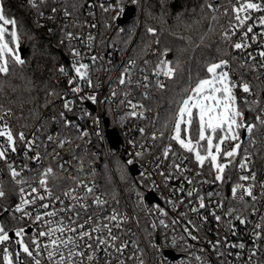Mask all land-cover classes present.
<instances>
[{"label":"built area","instance_id":"built-area-1","mask_svg":"<svg viewBox=\"0 0 264 264\" xmlns=\"http://www.w3.org/2000/svg\"><path fill=\"white\" fill-rule=\"evenodd\" d=\"M38 3L39 1L36 0V5ZM115 3L113 0H91L86 10L87 20L85 25L88 26V30L71 33L74 49L79 51L81 56L73 57L71 60L68 59L61 67H64L68 73L67 75L62 73L63 82L67 86L62 96L63 103L65 98L74 101L72 112H68L66 109H63L62 112H64L67 119L71 120L72 126L65 125L64 120L60 118L53 131L37 129L26 132L16 130L12 120V113L5 115L8 111L0 112V116H4V120L0 121V125L7 123L14 135L23 132L28 140H32L35 137L33 147L41 155L39 162L29 159L28 157H32L34 152L27 151L24 144L17 139V152L11 153L9 151V160L14 163L17 170H20L21 166L27 165L22 174L29 180H35L37 170H43L49 166L55 169L59 179L54 182L50 180L49 186L53 187L55 195L61 196V199L64 200V205H61L58 201H52L51 203L56 208L64 207L69 203H75L62 195L64 189L74 186L75 180L92 186L94 188V195L107 201L103 206V215H110L115 210L122 217H127L126 222L120 228H113V234L118 235L120 238L116 243H127V248L122 253H116L113 249H109L112 255H105L101 251L99 253L100 259L98 264H104L106 260L111 261V264H119L121 260L124 261V264H140L141 260H143V264H158L159 261L165 258L167 264H246L250 254L249 250L253 247L252 225L261 223L262 229H257L256 231L264 230V221L261 220V217L264 216V196L261 195L264 192V188L261 187V185H264V125L259 124L255 120L256 115L260 114L261 109H264V67L260 66L264 61H261V58L256 55L260 50H264V47L249 40L251 47L247 50H240L244 61L256 69L253 81L247 80L229 63L230 67L228 70L232 79L239 81L243 77L250 84L255 94L248 96L237 89L236 94L238 99L240 100L242 97L247 96L249 101L258 99L260 103L259 105L250 104L246 106L244 111L245 116L248 115L251 118L250 124L255 123L256 127L253 129L251 137L243 129L240 131L241 140L243 141L240 156L236 157L234 165L226 169L224 173L225 183H213L215 173L214 171L209 172L208 164L206 163L203 169H199L192 155L183 150H178L175 156L170 154L168 159H164L162 157L164 148L161 149L158 144L151 140L147 127L140 122L148 118L149 112L137 92L147 87L151 78L157 80V77L153 73L158 61L152 64L149 61L138 63L136 59L130 57V47L124 49L120 43L111 42L108 38L103 37L104 31H101V24L96 13L99 10L105 13L104 8ZM232 3H235V0H213V8L217 10L225 4L228 9L231 8ZM102 5L103 7H101ZM56 10L60 12V18L65 24H80L79 20L69 19L68 15H65V10L62 11L59 7ZM107 12L110 14L113 27L118 30L113 32L124 34L126 32L123 27L124 24H121L124 14L120 19H113L116 16V12L111 10ZM259 15H264V13H252L253 19ZM44 17L48 20V16L45 15ZM252 22V20H249L247 23L251 24ZM45 25H48V22H45ZM246 27L247 24L238 29L236 34L232 36L235 42H239L241 33L245 31ZM49 29L53 31L54 27L50 26ZM254 31L261 32L264 29L257 26ZM90 36L92 37L91 41H89ZM249 52L256 55L255 61L246 60ZM93 56L96 57L95 63L91 59ZM164 58L172 61V52L168 51L167 56ZM75 60L90 65L89 72L92 79V87H88L86 82H79V86L82 88L79 94L72 93L71 91V88L76 87L77 84H69V79L74 76L71 64ZM132 61L135 62V66L130 68L133 82L131 84L127 82L124 85L119 84V78L123 70L129 67ZM145 76L148 77L147 80L144 79ZM159 79L164 80L167 78L161 76ZM113 91L116 93L114 96L112 95ZM125 93H128L127 97ZM92 94L96 96L95 104L88 99H80L81 96L86 97ZM128 100L145 106L144 109L137 108L135 110L137 113L143 111V117L129 115L133 109L128 105ZM86 113H90L91 115H87ZM109 117H112V120ZM94 118H99V125L95 123ZM262 119H264V116H262ZM73 120L76 121V124H73ZM140 129H144V131L141 132ZM109 130H115L120 139L115 153L112 151L108 136ZM85 131L89 133L88 136L81 135ZM50 135L53 137L51 141L47 139ZM155 135L157 137L160 136L159 132H156ZM65 140H70L71 144L65 143L63 148L59 147V143ZM129 141H132L135 147ZM3 142L4 138L0 137V143ZM173 148L176 150L178 146L173 145ZM99 150L107 162H111L112 156L118 153L123 155L126 160L131 158L135 152L143 153L142 157H136L138 162L134 165H136L138 173L136 175L132 174L136 181L132 183L129 190L122 188L120 184L117 192H113L109 188L102 186L99 181L101 165L97 158L99 157L97 156ZM25 152H27V156H25ZM245 152L251 157L249 168L251 172L256 174L254 195L257 196V200L254 206L257 211L254 215L252 214V201L250 198H248L247 205L228 199L231 195L230 189L237 182L238 175H251V172L248 171L240 173L236 167L241 162V158ZM183 157L188 158L184 159L183 163H181V158ZM173 160H175V163L181 164V168L189 169V171L184 173V176L192 178L193 184L189 185L183 177L175 178V169L172 168ZM61 164L64 165L63 170L59 168ZM28 169H31V171ZM197 171L201 173L199 176L196 175ZM161 172L165 175H161ZM141 173L149 175L151 179L145 180L141 176ZM169 174L173 178L165 181V176ZM69 177L74 179H70ZM232 180L235 182L231 185ZM0 184H2L5 192V197L0 198V222H3L2 217L6 214L10 235L19 227H25L29 234L35 235L37 225L28 216L24 215L23 212L11 211L20 201L22 195L19 191L20 187L27 188V185L20 186L15 184L3 161H0ZM145 184L158 186L155 188L154 194H149L142 187ZM181 185L185 189L184 192L178 190ZM192 188L197 189L198 194L205 197V203L208 205L205 209L199 210V213L190 211L191 207L198 206L196 194L192 197L186 195L187 191ZM84 191L83 188H80L78 193L83 195ZM137 191H144L146 197L152 195L155 200L151 204L148 203L147 199L142 203L137 195ZM209 192L218 193L219 195L209 198L207 195ZM222 197H225V210L229 206L235 207L237 212L242 213L250 223L241 225L238 220L226 216L222 217L221 222L217 223L209 212L210 209L216 207V202ZM92 199L93 197L89 196L86 202L91 205ZM169 200L175 202V208L168 202ZM40 203L42 202L37 201L36 205H26L24 211L30 212L35 216L37 206ZM4 207H8L10 211L4 212ZM159 208H163L168 212V215H161ZM49 210L52 209L50 208ZM43 211V209H40V212ZM80 211L83 210L81 209ZM89 211H92V209L90 208ZM217 214L221 215V210L217 209ZM60 215L62 217L65 214L61 213ZM201 216H207V221H202L200 219ZM161 220L164 221L167 227L160 223ZM173 220H176L177 223L173 224ZM188 220H191L193 224L188 225ZM229 220H231L232 225L235 227V235L229 231ZM104 222L107 223V221ZM153 224L156 227H153ZM40 227L43 228L45 225H41ZM185 227H189L192 235L197 236L198 239L192 240L188 236V233L184 231ZM165 235L167 239L164 238ZM225 237L228 244L242 242L245 244V248L241 250L239 248L225 247L224 244H221L218 251L224 254L218 256V252L212 250L211 244L215 243L217 239L223 240ZM15 239L13 236V239L6 242L5 245H0V264H3V247L6 246L13 252L19 250V245L15 244ZM28 239L29 236L26 235L25 240L28 241ZM40 239L43 242H47V238ZM173 241H175L174 246ZM156 243L164 245L162 254L157 248L153 247V244ZM257 244L259 245V249L257 255L253 258L252 264H264V239L257 241ZM237 253H240L239 257L236 255ZM45 256L38 257L42 260V264H48ZM197 257H200V259H197ZM20 259L25 260L26 264H30L29 259L23 254ZM93 264H97V262L94 261Z\"/></svg>","mask_w":264,"mask_h":264},{"label":"snow or ice","instance_id":"snow-or-ice-1","mask_svg":"<svg viewBox=\"0 0 264 264\" xmlns=\"http://www.w3.org/2000/svg\"><path fill=\"white\" fill-rule=\"evenodd\" d=\"M33 7H36V0H30ZM43 2V0H41ZM132 3H138V0H131ZM103 7V5L101 6ZM209 9L214 10L213 5L209 3L207 5ZM115 11L116 16L113 19H120L124 12V0H116L115 4H110L108 7L104 8V11ZM53 12L56 11L55 8L52 9ZM231 11L233 15L229 18L226 30L223 32V38L225 42H231L232 36L236 34V31L247 24L245 31L241 33L239 42H232L230 46L235 50H247L251 47L252 42H256L264 47V31L256 32L254 29L259 26V28L264 29V15H259L253 19L252 13H264V0H235V3L231 4ZM42 14V13H41ZM227 15V10L225 12ZM65 15H71V13L65 10ZM215 19V17H213ZM252 20L251 24L247 22ZM11 26L9 28L8 26ZM122 30V29H121ZM153 36L156 35V30L154 28H148L147 30ZM251 34V36H249ZM69 40L72 39L71 34H68ZM92 37H89L91 41ZM20 41L21 35L19 32L18 21L15 18H10L5 13V7L3 0H0V75L7 76L10 72V63L13 66L24 65L25 60L22 58L20 53ZM158 43V41H157ZM168 50L165 49L158 57V62L156 64L154 75L157 77L156 85L162 91L166 89L167 85L162 82L159 77L163 76L169 80H174L177 75L178 64L170 61L167 58ZM73 57H80L81 53L75 49L71 51ZM256 55L264 61V50H260ZM256 55L249 52L246 60H256ZM93 63L96 61V57H91ZM135 66V62H130L129 67L123 70L121 77L119 78V84L124 85L126 82L131 84L133 81L131 79L130 68ZM245 65H241L244 67ZM261 67H264V63H261ZM229 61L221 59L218 61L207 62L204 66V74L200 75L197 73L195 77L189 74L187 78L186 85L181 88L180 91L176 93L171 101V107L167 111L164 117L163 130L160 132V136L152 135V140L158 138H163L164 131L168 132L169 143L164 147L162 151V157L168 159L170 154L176 155L178 150H183L189 153L194 158L195 163L199 169H203L207 163L209 166V172L215 173L213 183L220 182L225 183L224 173L231 165L235 164L236 157L240 156L241 140L240 131L243 129L251 137L253 129L256 127L255 123H248L245 112L241 107V104L247 105H259L260 101L258 99L248 100L247 96L242 97L238 101L236 95V90L239 89L242 93L248 96L255 95L252 91L250 84L240 78L239 81L232 79L229 72ZM71 68L74 71V76L69 79V84L76 83L77 86L71 88L72 93L79 94L82 88L79 86V82H86L88 87H92V79L90 76L89 68L90 65L83 63L79 60H75L71 64ZM59 71L65 75L66 72L64 67H60ZM145 80L148 79L147 76L144 77ZM112 95H116L115 91ZM128 93H125L127 97ZM81 100L88 99L92 103H96V96L94 94L88 95L86 97L81 96ZM73 100L64 99L63 108L68 112H72ZM128 105L133 109L129 113L130 116L143 117V111L137 113L135 111L137 108L144 109L143 104L133 103L128 100ZM252 110V109H249ZM11 110L5 113V115H10ZM91 115L90 113H86ZM61 118L64 120L65 125L72 126L71 120L67 119L64 112L60 113ZM264 109H261L260 114H257L255 120L259 124L264 125ZM159 118V117H158ZM4 120V116H0V121ZM94 121L99 125V118H94ZM141 132L144 129H140ZM82 136H88L87 131L81 134ZM0 137L4 138V142L0 143V161H3L8 168L9 175L15 184L23 186L27 185V188L20 187L19 191L22 193L20 201L16 204L11 211L13 212H23L24 215L28 216L35 225H37V230L35 235H31L27 232L25 227H19L13 231V234L9 233V226L6 222H0V245H5L6 242L15 239V244L19 245V250L10 251L8 247L2 248L3 253V264H26L25 260H21L20 257L23 254L30 261V264H42V260L38 257L45 256L48 264H93L100 259L99 253L102 251L105 255H112L109 249H113L116 253H122L125 248H127V243L121 242L116 243L120 238L118 235L113 234V228H120L124 222H126L127 217H122L121 214L117 213L115 210L112 211L110 215H103L104 204L107 201L102 200L99 196L94 195V188L88 184L82 183L80 181L74 180V186L66 188L63 190V197L68 198L69 201H74L75 203H69L68 205L60 208H56L52 201H58L61 205H64V200L61 196L55 195L53 187L49 186V182L56 181L59 177L53 167L49 166L43 170H37V176L35 180L26 179L23 176V170L27 168V165L21 166L20 170L13 162L9 160V151L11 153L17 152V139L24 144L27 151H33L34 155L28 157L33 161L39 162L41 160V155L38 150L34 149L35 137L32 140H28L23 132L18 134H13L10 126L7 123L0 125ZM49 141L53 140L50 135L47 137ZM175 142L178 149L174 150L171 142ZM65 143L71 144L70 140H65L59 143V147L63 148ZM133 147L135 144L129 141ZM27 156V152H25ZM142 152H135L132 154L131 158L126 161V164L131 166L137 163L136 157H142ZM188 157L181 158V163L184 159ZM159 159V157H158ZM251 157L245 152L241 158V162L236 165L240 173L244 171L251 172L249 168V162ZM158 167V166H157ZM59 168L63 170L64 165H59ZM172 168L175 169V178L183 177L184 180L189 184H193V179L184 176V173L189 171L187 168H181V164L172 161ZM31 171V169H28ZM161 175H165L163 172ZM201 173L197 171L196 175L199 176ZM141 176L145 180H150L149 175L141 173ZM70 179H74L69 177ZM171 174L165 176V181L172 179ZM251 181L252 183H246ZM256 181V174L251 172V175L239 174L238 180L235 182L231 189V195L228 199L239 201L247 205L248 198L252 201V214L254 215L257 211L255 208V202L257 196L254 195V182ZM207 182V181H203ZM143 188L149 194H154L155 188L158 186H153L149 184L142 185ZM264 188V185H261ZM83 188L84 194L80 195L78 190ZM180 192H184L185 189L183 185L178 189ZM194 194L197 195L198 206L191 207L190 211L194 213H199V210L208 207L205 203V197L198 194V190L192 188L187 191L186 195L192 197ZM137 195L140 201L143 203L146 201L147 197L144 191H137ZM208 197L219 195L218 193L209 192ZM264 196V192L261 193ZM92 196V204L89 205L86 201ZM5 197V192L3 190L2 184H0V198ZM31 197V199H29ZM224 199L222 197L216 202V207L210 209L209 214L217 221L221 222L222 217H230L232 219L238 220L241 225H247L250 221L242 215V213L237 212L235 207L229 206L225 210ZM37 201L40 203L37 206L36 215L33 216L30 212H25L26 205H36ZM48 201V202H44ZM169 203L176 207L175 202L169 200ZM183 203V201H181ZM52 210H49V209ZM92 211H89V209ZM43 209V212H40ZM83 211H80V210ZM217 209L221 210V215L217 214ZM4 212H9L8 207H4ZM161 215L167 216L163 208H159ZM61 213H64L61 217ZM49 218V219H46ZM202 221H207V216H201ZM264 221V216L261 217ZM67 221V223H66ZM104 221H107L105 223ZM115 222V223H112ZM160 223L164 224L161 220ZM173 224L177 221L173 220ZM188 225H192L193 222L188 220ZM41 225L45 227L41 228ZM194 226V225H193ZM153 227H156L153 224ZM253 228V247L250 249V254L248 256L246 264H252L253 258L257 255L259 245L257 241L264 239V230L256 231L257 229H262L261 223H256L252 225ZM184 231L188 233V236L192 240H197L198 237L192 235V231L189 227H185ZM229 231L235 235V227L232 225L231 220H229ZM28 235V241L25 240V236ZM40 238H47V242H43ZM167 239L166 235L164 237ZM173 246L175 241L172 242ZM211 243V242H209ZM221 244L225 247L239 248L243 250L245 248L244 243H227V238L223 240L217 239V241L211 244L212 250L218 252L219 255H223V252H219ZM153 247L157 248L158 251L163 253L164 245L156 243ZM238 257L240 253L236 254ZM15 258V259H14ZM200 259V257H197ZM104 264H111V261H105ZM119 264H124L121 260ZM143 264V260L140 261ZM158 264H167L166 258L158 262Z\"/></svg>","mask_w":264,"mask_h":264},{"label":"trees","instance_id":"trees-1","mask_svg":"<svg viewBox=\"0 0 264 264\" xmlns=\"http://www.w3.org/2000/svg\"><path fill=\"white\" fill-rule=\"evenodd\" d=\"M38 1L33 7L30 0H3L6 15L18 21L20 48L26 52L24 65L13 66L10 63L9 74L0 75V112L11 110L16 130L26 132L37 129L53 131L61 118L60 113L64 109L62 96L67 86L59 68L68 59H73L74 43L68 34L88 30L86 10L91 0ZM209 3L213 5V0H138V3L124 0L125 7L135 9L134 16L123 26L124 34L113 32L118 30L113 27L108 12L99 10L96 13L101 31H104L103 37L120 43L124 49L130 47L129 55L138 63L149 61L152 64L167 49L173 54L172 62L179 66L174 80H161L167 85L165 90L159 89L157 80L151 78L148 86L137 92L149 112L148 118L140 122L147 127L150 137L163 130L171 101L186 85L189 74L193 77L197 73L203 75L207 62L228 60L247 80L254 79L256 69L244 61L240 50L230 46L235 40L225 42L223 38L233 15L231 8L227 9L224 4L212 10L207 7ZM57 7L67 10L71 13L69 19L79 20L80 24H65L60 12L52 11ZM50 26L54 27L53 31H50ZM8 27L11 28L10 25ZM148 28H154L156 35L150 34ZM241 107L245 111L246 106L241 104ZM154 143L163 149L169 143L168 132L164 131L163 138L156 139ZM171 143L176 145L174 141ZM97 156L102 186L117 192L120 184L129 190L136 180L124 156L119 153L113 155L111 162L105 160L100 150ZM234 182L232 180L231 185Z\"/></svg>","mask_w":264,"mask_h":264},{"label":"water","instance_id":"water-1","mask_svg":"<svg viewBox=\"0 0 264 264\" xmlns=\"http://www.w3.org/2000/svg\"><path fill=\"white\" fill-rule=\"evenodd\" d=\"M134 13H135L134 7L127 6L126 9H125L124 16L121 19V24L127 23L134 16ZM25 52H26L25 49L20 48V53H21L22 58H23ZM64 60L67 61L66 58ZM246 117H247V122L250 123L251 122V118L248 115ZM73 124H76L75 120H73ZM108 136H109L110 143H111V146H112V151L115 153L116 152V146H117V144L120 141L119 136H118V134H117V132L115 130H109L108 131ZM130 170H131L133 175H136L138 173L136 165H132L130 167ZM147 200H148V203L151 204L155 199L153 198L152 195H149L147 197ZM2 220H3V222L7 223L6 214L2 217ZM11 235H12V233H11Z\"/></svg>","mask_w":264,"mask_h":264},{"label":"rangeland","instance_id":"rangeland-1","mask_svg":"<svg viewBox=\"0 0 264 264\" xmlns=\"http://www.w3.org/2000/svg\"><path fill=\"white\" fill-rule=\"evenodd\" d=\"M237 95V94H236ZM238 97V96H237ZM238 101H239V99H238Z\"/></svg>","mask_w":264,"mask_h":264}]
</instances>
